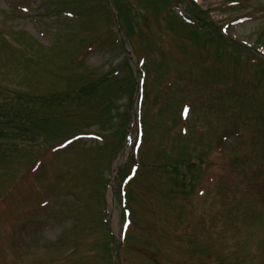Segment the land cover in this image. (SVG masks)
Masks as SVG:
<instances>
[{
	"label": "rangeland",
	"instance_id": "1",
	"mask_svg": "<svg viewBox=\"0 0 264 264\" xmlns=\"http://www.w3.org/2000/svg\"><path fill=\"white\" fill-rule=\"evenodd\" d=\"M242 2L0 0V195L21 178L0 197V264H264V0Z\"/></svg>",
	"mask_w": 264,
	"mask_h": 264
}]
</instances>
